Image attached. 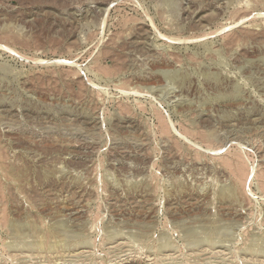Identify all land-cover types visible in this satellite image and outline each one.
Wrapping results in <instances>:
<instances>
[{
	"label": "rangeland",
	"instance_id": "1",
	"mask_svg": "<svg viewBox=\"0 0 264 264\" xmlns=\"http://www.w3.org/2000/svg\"><path fill=\"white\" fill-rule=\"evenodd\" d=\"M0 264H264V0H0Z\"/></svg>",
	"mask_w": 264,
	"mask_h": 264
}]
</instances>
